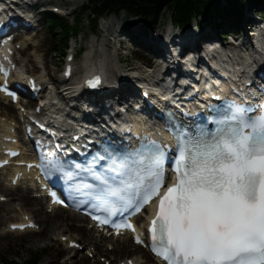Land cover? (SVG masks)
I'll return each mask as SVG.
<instances>
[{
  "label": "snow or ice",
  "instance_id": "obj_1",
  "mask_svg": "<svg viewBox=\"0 0 264 264\" xmlns=\"http://www.w3.org/2000/svg\"><path fill=\"white\" fill-rule=\"evenodd\" d=\"M0 73L8 76L3 64ZM257 74L264 80V65ZM100 82L99 76L87 81L91 87ZM0 91H8L6 84ZM258 91L264 100V88ZM235 95L214 96L219 103L206 105L207 114L184 113L166 128L171 142L138 134L135 143L98 146L84 163L42 157L36 167L63 180L70 194L82 193V203L77 195L73 200L101 225L135 233L130 218L158 201L148 232L151 251L164 264H264V103L239 88ZM169 168L175 173L170 186ZM135 242L145 244L140 235Z\"/></svg>",
  "mask_w": 264,
  "mask_h": 264
},
{
  "label": "rangeland",
  "instance_id": "obj_2",
  "mask_svg": "<svg viewBox=\"0 0 264 264\" xmlns=\"http://www.w3.org/2000/svg\"><path fill=\"white\" fill-rule=\"evenodd\" d=\"M80 3V2H79ZM78 2H75V6L78 7ZM121 15H125V13L121 12ZM82 23H85L87 26L86 17L84 16V19ZM86 35H81V40L79 41L80 46L84 45V41L88 37V34H90V31L85 28L84 30ZM36 43L38 44L36 51L44 50L45 52L49 50V44L47 41L43 40L42 36L36 37ZM28 55L31 54V51L27 53ZM84 60L83 56H78L76 59V71L81 69L82 61ZM20 241L18 239H4L0 240V258L5 257L7 260H14L18 262H23L25 260H28L32 256V252L35 251L33 248H24L23 246L19 245ZM0 264H3L0 262ZM50 264V263H48ZM54 264H57L56 262Z\"/></svg>",
  "mask_w": 264,
  "mask_h": 264
},
{
  "label": "bare ground",
  "instance_id": "obj_3",
  "mask_svg": "<svg viewBox=\"0 0 264 264\" xmlns=\"http://www.w3.org/2000/svg\"><path fill=\"white\" fill-rule=\"evenodd\" d=\"M98 63H99V60L97 61V57H94L93 60L90 62L87 61L86 62V70H97V69L103 68V66L98 64ZM106 63H108V62H106ZM1 121L2 120H0V122ZM59 225H61V224H59ZM54 227H56V224H54L51 228L54 229ZM57 228H58V226H57Z\"/></svg>",
  "mask_w": 264,
  "mask_h": 264
},
{
  "label": "trees",
  "instance_id": "obj_4",
  "mask_svg": "<svg viewBox=\"0 0 264 264\" xmlns=\"http://www.w3.org/2000/svg\"><path fill=\"white\" fill-rule=\"evenodd\" d=\"M141 1L146 2V1H151V0H141Z\"/></svg>",
  "mask_w": 264,
  "mask_h": 264
}]
</instances>
